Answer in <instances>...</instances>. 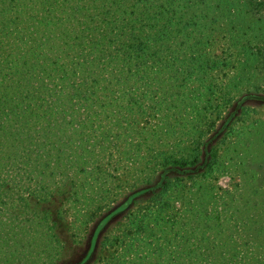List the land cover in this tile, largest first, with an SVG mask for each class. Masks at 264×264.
I'll list each match as a JSON object with an SVG mask.
<instances>
[{
	"label": "rangeland",
	"instance_id": "rangeland-1",
	"mask_svg": "<svg viewBox=\"0 0 264 264\" xmlns=\"http://www.w3.org/2000/svg\"><path fill=\"white\" fill-rule=\"evenodd\" d=\"M198 1L204 4L208 0ZM96 9L91 14L98 15L100 10ZM228 12L229 9L225 10L218 20L213 11L202 16L199 10H193L188 15L191 21L186 27L187 32L175 36H172L171 20L167 28L163 19L155 22V27H162V31L155 35L157 43L152 44L153 50L147 52L146 61L140 60L137 53L127 58L129 61H122L124 63H118L120 59L115 57L110 60L112 65L104 67L102 76L95 80L81 81L79 71L97 63L89 57L69 52L59 35L44 45V57L50 68L62 65L67 72L52 74L49 69L39 77H32V80H45L44 83L50 81L48 84L52 89L48 90V102L52 101L53 105L55 99L59 105H50L53 113H47L46 129L41 127V123L33 135L42 130L47 132L49 141L57 140L59 143L61 150L57 154L70 163L76 160L72 166L76 170L72 177L76 186L62 185L60 177L46 173L44 184L49 185L48 190L54 195L48 197L47 204L58 209L62 222L60 226L51 225L49 230L46 225L35 226L47 231L40 232L37 238H32L37 231L29 230V237L27 232L24 235L21 233L26 247L15 245L18 249L14 264H141L140 252H131V248L140 250L143 237L130 233L126 225L140 215L143 203L137 207L132 202L129 204L134 207L131 217L124 219L122 215L125 211L117 212L112 220L99 228L101 220L157 175L160 168L154 163L160 158V153L168 149L177 157L188 156V146L198 135L196 125L211 118L214 119V126L204 135L205 140L215 143L229 131L225 139L227 142L221 147V156L214 170L205 181H201L204 187L189 184L186 190L193 195L204 189L201 201L207 206L210 219L220 213L219 231H223L219 235L223 243L241 245L243 250L244 242L263 236L264 232H259L258 227L264 223V98L249 94L250 90H259L258 94L264 96V77L259 70L258 58L251 50L244 51L241 65L237 64L236 70H214L202 78L188 75L190 68L187 67H193L201 58L227 55L228 64L238 62L236 56H229V52L222 55V49L239 41L236 38L242 29L236 16L241 20L246 12L243 9L232 10V17ZM261 15L264 16V10L256 13L258 18ZM76 26L71 25L70 28L75 29ZM254 27L257 35L264 29L258 28L257 24ZM222 28L234 38L232 42L226 31H221ZM25 49L20 53L26 55L28 52ZM119 53L122 54L121 51ZM104 61L107 62V58ZM71 67L77 68L78 75L69 79L67 76ZM225 71L229 78L223 82L226 88L220 93L213 81L217 77L223 80L224 77L220 76ZM28 72L26 74L30 76ZM80 84L84 89L93 88L95 92L90 97L77 98ZM209 84L213 92L208 91ZM156 124L163 129H159L158 135L153 137L151 130ZM83 139H87L90 152L73 153L72 147L80 146ZM203 156L204 152L200 154L201 159ZM51 157L48 172L55 167L56 156ZM61 157L57 160L62 161ZM28 167L29 172L31 165ZM70 170L69 178L72 176ZM28 172L25 173L24 169L13 171L12 182H9L12 198H28L29 202L33 198L37 179L35 173L29 175ZM178 194L177 190H173L171 195L175 197ZM173 205L174 210L180 209L178 212L189 220L193 211L188 206L185 205L188 210H183L179 202H173ZM189 206L197 208L191 203ZM197 230L203 231L202 228ZM213 231L211 229L207 233L212 234ZM123 232H127V243L116 241ZM93 235H96V242L92 248L90 242ZM163 235L165 233L157 229L154 244L162 240ZM41 239L49 253L31 251L27 254L28 243L30 249H34ZM185 239L193 240L188 235ZM125 244H129L131 250L124 248ZM155 256V253L143 251L146 264H157V261L172 264L168 258L159 260Z\"/></svg>",
	"mask_w": 264,
	"mask_h": 264
},
{
	"label": "trees",
	"instance_id": "trees-1",
	"mask_svg": "<svg viewBox=\"0 0 264 264\" xmlns=\"http://www.w3.org/2000/svg\"><path fill=\"white\" fill-rule=\"evenodd\" d=\"M94 8L100 10L98 15L91 14ZM228 9L230 17L233 14L232 10L235 12L243 9L246 12L241 20L236 16L239 28L242 29V33L236 38L238 42H232L234 38L227 29L221 30L226 31L232 42L222 49V55L229 52V56H236L238 62L228 64L227 55L211 56L212 58L207 57L204 60L201 58L193 67H187L190 68L188 75L195 74L202 78L214 70L223 71L225 68L236 70L237 64L241 65L244 51L251 50L250 52L258 58L259 70L264 77V29L258 35L254 32L256 24L258 28H264V16L261 15L259 18L256 16V13L264 10V0H208L204 4L198 0H0V264H14V256L18 249L15 245L26 247L23 236L26 232L28 236L29 230L37 231L32 238H37L40 232H47L43 227L35 226L46 225L48 230L51 225L60 226L63 218L59 215L58 209L47 204L48 197L54 195L49 192V185L44 184L46 173L60 177L62 185L76 186V180L72 178L76 173L72 167L76 160L70 163L66 158H62L61 154H57L61 150L59 143L57 140L49 141L50 136L47 137V132L42 130L41 133L39 131L33 135L37 125L41 123V127L46 129L45 118L53 113V110L50 106L52 101L48 102L50 81L44 83L45 80H32V77H39L49 69L52 74L67 72V68L62 65L50 68L44 57L46 54L44 45L59 35L69 52L79 57H89L97 63L94 67L79 71L81 81L95 80L102 76L104 67L112 65L110 60L115 57L120 59L118 63H124L122 61H129L127 58L137 53L140 60L146 61L147 52L153 50L152 44L157 43L155 35L162 31V27H155V22L163 19L164 27L167 28L171 20L172 36H175L187 32L186 27L191 21L188 15L193 10H199L202 16L213 11L220 20L222 13ZM71 25L77 26L71 29ZM26 46V49L23 48ZM23 49L28 52L26 55L20 53ZM106 58L107 62L104 61ZM76 69L71 67L67 78L77 76ZM27 71L28 74L31 73L30 76H27ZM228 76L225 71L220 76L224 77L223 80L214 77L215 89L220 93L226 88L223 82L228 81ZM82 86L83 84L78 86L77 98L90 97L95 92L93 88L84 89ZM208 88V91H214L210 84ZM258 91L250 90L249 94L264 98ZM54 106H59L55 99L52 107ZM213 121L211 118L196 125L198 135L188 146V156L177 157L168 149L167 152L160 153V158L154 163L159 164L160 170L157 175L130 194L116 211L110 212L101 220L99 228L106 221L112 220L117 212L125 211V215H122L124 219L131 217L133 208L143 203L144 208H140V215L126 225L130 233H138L143 237L139 244L140 250H137L132 242L135 249L131 250L129 244H125L124 247L126 249L128 247L131 252H140L141 264H146L143 261V251L155 253V258L159 260L162 257L168 258L172 264H264V234L260 238L244 242L243 250L240 248L241 245L223 243L219 235L223 231V229L219 231L220 213L210 219L208 208L201 201L204 189L193 195L186 190L189 184L193 187L198 184L204 187L202 182L214 170V165L221 156L219 153L221 147L227 142L225 139L229 131L215 143H210V139L205 140L204 135L214 126ZM159 129L162 131L163 128L157 124L152 128L153 137L158 135ZM66 137L70 139V136ZM86 143L87 139L81 140L80 146L72 147L73 153H89V145ZM202 152L203 159L200 157ZM54 154L55 167L48 172L47 167ZM60 157L62 161L57 160ZM28 165H31L29 172ZM22 169L29 175L35 173L37 179L30 202L28 198H12V186L9 185V182H12V173ZM68 169H71L72 173L70 178ZM173 190L179 192L176 198L171 195ZM171 200L179 202L184 207L183 210H188L185 208L186 205L193 211L189 220L184 219L183 214L178 212L180 209L174 210ZM131 202L135 204L134 207L129 206ZM189 203L197 208L189 206ZM150 216L152 218H149ZM199 228L203 231L197 230ZM157 229L165 235L154 244V233ZM166 229L169 231L166 232ZM211 229L214 231L208 234ZM258 231L264 232V223L259 225ZM187 235L193 240L185 239ZM126 236L127 232H123L121 238L116 241L127 243ZM95 240L96 235H93L90 247L93 248ZM52 249L53 246L50 248L51 252ZM31 251L36 253L44 251L46 255L49 253L43 240L34 249H30L28 243L27 254ZM157 264L160 262L157 261Z\"/></svg>",
	"mask_w": 264,
	"mask_h": 264
}]
</instances>
